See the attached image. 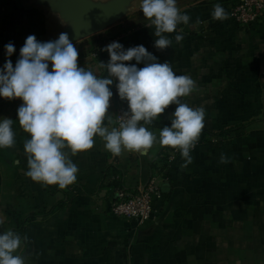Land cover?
Returning <instances> with one entry per match:
<instances>
[{
	"label": "crops",
	"instance_id": "1",
	"mask_svg": "<svg viewBox=\"0 0 264 264\" xmlns=\"http://www.w3.org/2000/svg\"><path fill=\"white\" fill-rule=\"evenodd\" d=\"M70 1L0 0V67L10 42L16 51L8 59L15 64L29 35L49 41L66 32L72 38L76 21L59 9ZM113 1L84 0L96 6ZM239 1L177 3L190 19L165 34L172 44L164 50L153 46L157 37L154 28L145 27L147 19L134 23L144 18L139 0H120L113 24L73 39L80 67L95 71L108 60L106 52L98 56L97 51L118 41L125 49L143 45L158 62H169L177 75L195 81L193 92L179 99L205 110L199 146L186 167L178 155L159 182L162 196L154 201V219L136 224L114 216L110 198L116 186L108 184L116 179L126 188L144 184L165 146L113 156L96 136L93 148L70 156L78 167L75 183L64 189L43 185L25 175L23 145L29 136L15 121L21 101L0 99V117L14 120L15 133V144L0 148V213L5 229L27 236L19 250L26 264H264V17L238 26L228 13ZM217 3L227 19H213ZM176 34L184 37L179 43ZM111 90L113 122L118 105L127 102L115 94V83ZM174 108L170 105L146 128L158 135L170 125ZM105 125L114 127L108 117Z\"/></svg>",
	"mask_w": 264,
	"mask_h": 264
},
{
	"label": "clouds",
	"instance_id": "2",
	"mask_svg": "<svg viewBox=\"0 0 264 264\" xmlns=\"http://www.w3.org/2000/svg\"><path fill=\"white\" fill-rule=\"evenodd\" d=\"M139 11L154 28V47L164 50L172 40L165 34L176 31L178 24H187L189 15L177 7V0H139ZM213 19H227L225 9L213 6ZM182 34L175 35L177 43ZM5 62L0 67V99L21 101L16 120L29 138L24 142L27 157L25 175L33 182L56 185L64 189L76 182L78 167L70 156L93 148L98 136L104 148L113 156L123 151L147 153L154 144L178 149L186 167L191 163V150L204 128L205 110L182 103L180 97L193 92L195 81L187 75H177L169 62H158L143 45L125 49L113 41L101 51L107 62H99L95 71L78 65L79 51L68 33L58 38L39 41L35 35L26 37L13 64L8 59L16 51L10 42L4 46ZM134 63H131L133 62ZM143 67H138V65ZM106 75H101V73ZM127 102V110L118 126L108 116L114 93ZM170 125L158 135L145 125L170 106ZM143 121V124L141 123ZM14 120L0 117V148L15 144ZM221 162L227 160L221 157ZM0 213V264H26V255L19 251L28 238L5 229ZM24 254V255H22Z\"/></svg>",
	"mask_w": 264,
	"mask_h": 264
},
{
	"label": "built area",
	"instance_id": "3",
	"mask_svg": "<svg viewBox=\"0 0 264 264\" xmlns=\"http://www.w3.org/2000/svg\"><path fill=\"white\" fill-rule=\"evenodd\" d=\"M228 16L240 27H247L256 23L264 17V0H240L229 9ZM126 110L127 104L118 105L113 117L114 126H118L119 117ZM141 123L143 124V121ZM198 146L199 143L196 142L191 152ZM178 155H180L178 149L165 146L161 150L160 164L157 165L144 184L133 188L113 187L110 198L111 213L136 224L154 219L158 211L154 201L162 196L159 182L167 176Z\"/></svg>",
	"mask_w": 264,
	"mask_h": 264
},
{
	"label": "water",
	"instance_id": "4",
	"mask_svg": "<svg viewBox=\"0 0 264 264\" xmlns=\"http://www.w3.org/2000/svg\"><path fill=\"white\" fill-rule=\"evenodd\" d=\"M59 9L64 16L76 21L77 29L72 38L79 39L113 24L119 17L121 2L116 0L104 6H96L87 4L84 0H73L66 6L60 5Z\"/></svg>",
	"mask_w": 264,
	"mask_h": 264
},
{
	"label": "rangeland",
	"instance_id": "5",
	"mask_svg": "<svg viewBox=\"0 0 264 264\" xmlns=\"http://www.w3.org/2000/svg\"><path fill=\"white\" fill-rule=\"evenodd\" d=\"M190 1H191V0H177V3H178V4H184V2L189 3ZM144 19H146V18H139V19L135 20L134 23H140V22H142ZM89 39H92V38H89Z\"/></svg>",
	"mask_w": 264,
	"mask_h": 264
},
{
	"label": "trees",
	"instance_id": "6",
	"mask_svg": "<svg viewBox=\"0 0 264 264\" xmlns=\"http://www.w3.org/2000/svg\"><path fill=\"white\" fill-rule=\"evenodd\" d=\"M102 54V51H101V48H100V50L99 51H97V55L99 56V55H101ZM161 161V159L159 160V162ZM107 178V177H106ZM118 183H119V181L116 179L114 182H112V183H109L108 185H110V186H117L118 185ZM113 184V185H112Z\"/></svg>",
	"mask_w": 264,
	"mask_h": 264
}]
</instances>
